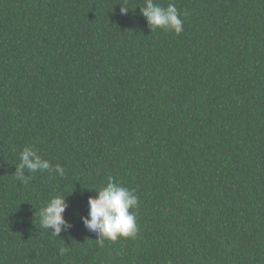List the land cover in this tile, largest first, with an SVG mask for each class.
Returning a JSON list of instances; mask_svg holds the SVG:
<instances>
[{"label": "trees", "instance_id": "16d2710c", "mask_svg": "<svg viewBox=\"0 0 264 264\" xmlns=\"http://www.w3.org/2000/svg\"><path fill=\"white\" fill-rule=\"evenodd\" d=\"M154 2L181 34L144 0H0V264H264V0ZM26 146L64 175L17 181ZM109 176L138 232L100 247L81 217Z\"/></svg>", "mask_w": 264, "mask_h": 264}, {"label": "clouds", "instance_id": "9594fccd", "mask_svg": "<svg viewBox=\"0 0 264 264\" xmlns=\"http://www.w3.org/2000/svg\"><path fill=\"white\" fill-rule=\"evenodd\" d=\"M127 9L121 7L122 13ZM141 14L151 30L163 29L179 35L183 31V21L174 3L167 7L144 0L140 7ZM14 178L21 184H27L31 174L37 171L55 172L64 175V169L57 164L54 167L48 160L42 159L36 151L25 147L19 154V163L15 166ZM28 173V175H25ZM95 197H89L88 216L81 217L85 228L94 233L98 246L103 247L104 241L116 242L118 239L135 238L138 232L136 212L132 211L139 206V198L134 190L123 187L109 176L106 186L99 189ZM68 208L65 197L55 196L50 199L40 210V224L45 230H51L58 237L62 231H68L72 225L65 218L64 213ZM66 249H61L63 255Z\"/></svg>", "mask_w": 264, "mask_h": 264}]
</instances>
